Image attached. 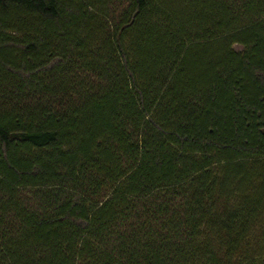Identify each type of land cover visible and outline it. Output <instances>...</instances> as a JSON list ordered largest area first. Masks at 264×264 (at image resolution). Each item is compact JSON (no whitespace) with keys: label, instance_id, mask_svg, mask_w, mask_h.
I'll use <instances>...</instances> for the list:
<instances>
[{"label":"trees","instance_id":"obj_1","mask_svg":"<svg viewBox=\"0 0 264 264\" xmlns=\"http://www.w3.org/2000/svg\"><path fill=\"white\" fill-rule=\"evenodd\" d=\"M0 264H264V0H0Z\"/></svg>","mask_w":264,"mask_h":264}]
</instances>
